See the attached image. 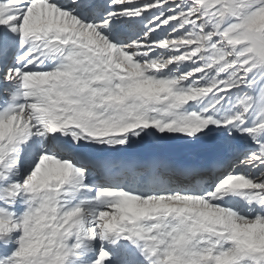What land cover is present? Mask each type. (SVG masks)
<instances>
[{
	"label": "snow or ice",
	"instance_id": "6c2138e0",
	"mask_svg": "<svg viewBox=\"0 0 264 264\" xmlns=\"http://www.w3.org/2000/svg\"><path fill=\"white\" fill-rule=\"evenodd\" d=\"M0 264H264V0H0Z\"/></svg>",
	"mask_w": 264,
	"mask_h": 264
}]
</instances>
